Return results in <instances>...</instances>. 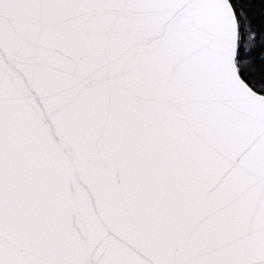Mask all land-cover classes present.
I'll return each instance as SVG.
<instances>
[{"label":"snow or ice","instance_id":"obj_1","mask_svg":"<svg viewBox=\"0 0 264 264\" xmlns=\"http://www.w3.org/2000/svg\"><path fill=\"white\" fill-rule=\"evenodd\" d=\"M0 264H264V0H0Z\"/></svg>","mask_w":264,"mask_h":264}]
</instances>
